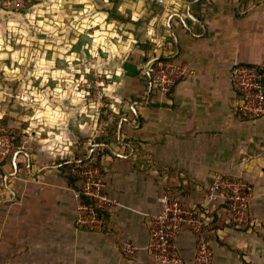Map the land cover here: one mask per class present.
<instances>
[{
  "label": "crops",
  "instance_id": "crops-1",
  "mask_svg": "<svg viewBox=\"0 0 264 264\" xmlns=\"http://www.w3.org/2000/svg\"><path fill=\"white\" fill-rule=\"evenodd\" d=\"M163 1L149 0L159 11L148 16L151 24L166 22L164 47L155 50L157 32L149 28L151 50L138 51L129 75L134 83L128 88L135 91L117 112H107L108 130L77 145L72 157H54L45 146L27 166L3 167L0 264H159L146 247L149 217L159 211L161 197L174 193L199 205L216 172L249 183L253 195L243 226L226 223L220 206L211 214L213 264H264V115L241 117L229 80L235 65L264 64V0ZM163 52L190 71L164 96L146 72ZM101 137L106 144L95 142ZM95 154L111 200L98 208L99 232L77 224L78 191L60 168ZM125 243L132 254L123 251ZM177 252L179 264H194L190 234L179 237Z\"/></svg>",
  "mask_w": 264,
  "mask_h": 264
},
{
  "label": "rangeland",
  "instance_id": "rangeland-1",
  "mask_svg": "<svg viewBox=\"0 0 264 264\" xmlns=\"http://www.w3.org/2000/svg\"><path fill=\"white\" fill-rule=\"evenodd\" d=\"M149 3L0 0V177L7 163L27 166L45 146L69 158L108 130L102 118L135 91L129 75L138 51L151 50L149 28L155 50L164 47L167 24L149 22L148 11H159ZM10 132L20 139L16 149Z\"/></svg>",
  "mask_w": 264,
  "mask_h": 264
},
{
  "label": "built area",
  "instance_id": "built-area-1",
  "mask_svg": "<svg viewBox=\"0 0 264 264\" xmlns=\"http://www.w3.org/2000/svg\"><path fill=\"white\" fill-rule=\"evenodd\" d=\"M155 3L164 5L163 0H155ZM146 72L151 86L162 96L170 93L178 81L190 74L185 63L162 57L149 63ZM229 80L237 99L235 111L245 119L263 116L264 64L235 65L230 69ZM8 146L13 147V143ZM4 158L5 153H1L0 164ZM70 174L80 180L78 197L91 202L79 201L77 224L88 231H101L104 222L95 208L111 205V200L103 193L104 183L98 168L89 160L73 159ZM252 195L249 183L222 172L211 176L205 199L199 205H187L181 195L164 194L159 211L149 217L147 252L159 264H179L177 240L188 233L195 242L194 264H213L211 243L205 233L211 214L220 206L226 223L243 226L249 221ZM123 251L132 254L134 247L125 243Z\"/></svg>",
  "mask_w": 264,
  "mask_h": 264
},
{
  "label": "trees",
  "instance_id": "trees-1",
  "mask_svg": "<svg viewBox=\"0 0 264 264\" xmlns=\"http://www.w3.org/2000/svg\"><path fill=\"white\" fill-rule=\"evenodd\" d=\"M29 4H31L32 5V3H29ZM109 110V109H108ZM110 111V110H109ZM101 118V117H100ZM100 121V120H99ZM102 121H105V118H102ZM118 121H117V117H116V119L114 120V122L112 123V125H111V130L113 131V129H115L116 128V123H117ZM10 136L14 139V141H13V145H14V149H16V148H18L19 146H20V144H21V142H20V139H19V137H17L14 133H12V132H10ZM96 143H100V144H106V141L104 140V139H102V138H100V139H98L97 141H95ZM88 160H90V162L95 166V167H97L98 168V170H99V172H100V175H101V170H100V167H99V157H98V155L96 156V154L95 155H92L91 157H90V159H88ZM63 171H65V173H66V175H67V178H68V180H72L74 183H75V186H76V188H77V193H80V180H77V179H74L72 176H71V174H70V168H71V161L69 162V161H64L62 164H61V167H60ZM171 196H176V194H171ZM79 199H80V201H82V202H86V203H91V202H89L87 199H85L84 197H82V196H79ZM96 209V211H97V213L100 215V210L98 209V208H95ZM207 229H208V227H206L205 228V233H206V236H207Z\"/></svg>",
  "mask_w": 264,
  "mask_h": 264
}]
</instances>
